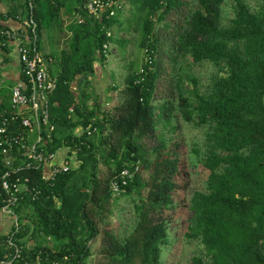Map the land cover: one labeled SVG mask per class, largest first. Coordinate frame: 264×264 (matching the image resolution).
Instances as JSON below:
<instances>
[{"label": "trees", "instance_id": "16d2710c", "mask_svg": "<svg viewBox=\"0 0 264 264\" xmlns=\"http://www.w3.org/2000/svg\"><path fill=\"white\" fill-rule=\"evenodd\" d=\"M32 1L38 35L41 20L47 17L52 25L60 9L70 6L67 0ZM88 1L77 0L73 7L82 22L71 21L67 27L74 48L83 40L87 46L75 64L62 57L50 97L55 132L48 151L65 142L74 149L78 166L58 175L52 185L41 181L40 170L19 173L21 180L29 178V190L40 192L36 200L26 193L15 207L23 256L33 262L40 253L59 264H163L170 243L168 212L175 208L173 193L182 186L185 171L177 143L165 138L166 131L175 129V116L204 129L205 149L198 163L208 174L204 190L194 191L188 202L192 217L185 234L203 248V255L193 256L191 263L264 264V0L255 11L244 0H233L227 21L222 17L226 0H194L196 6L187 14L185 0H129L145 59L137 68L127 66L119 100L108 110L95 101L89 107L90 94L81 87L88 86L94 62L106 61L110 45L123 48L128 43L119 33L128 34L130 25L122 27L121 11L110 19H93L83 11ZM172 13L179 17L173 26L166 18ZM162 29H173L171 64L189 57L193 64L214 68L204 89L189 77L188 90L180 72L174 79H161ZM2 57V63L8 62L7 55ZM76 76L78 97L71 88ZM159 79L164 92L157 87ZM88 127L95 129L91 136L74 134ZM146 139L153 142L149 148ZM123 169L134 176L113 195L110 184ZM3 170L0 166V174ZM143 172H148L146 178ZM122 196L133 197L134 224L119 236L106 219ZM28 238L35 244L27 246ZM4 239L0 236V259Z\"/></svg>", "mask_w": 264, "mask_h": 264}, {"label": "built area", "instance_id": "2783aa9c", "mask_svg": "<svg viewBox=\"0 0 264 264\" xmlns=\"http://www.w3.org/2000/svg\"><path fill=\"white\" fill-rule=\"evenodd\" d=\"M24 1L25 16L21 22L24 29L15 30L0 25V54L7 55L13 46L22 76V80L10 90L8 105L0 102V166L4 168L0 174V211L11 219V228L5 234L0 264H59L57 261H49L48 256L43 258L40 253L35 255L33 262H29L23 256L24 245L17 239L22 225L15 207L24 200L26 193L32 194V200H36L40 194L35 188L29 190V178L21 180L19 173L26 169L40 170L41 181L52 185L58 175L73 170L75 164L78 166L74 149L65 142L63 145L70 152L64 157H58L60 148L48 151V146L54 142L55 125L50 118V97L57 88V80L49 76L43 65L33 1ZM122 7L121 0H89L83 6V11L93 19L102 21L116 16ZM2 61L0 58V65H4ZM76 90L77 87L72 88L73 92ZM94 131L88 127L80 134L91 136ZM134 172L128 169L120 172L119 179L110 184L113 195H119L122 187L133 178Z\"/></svg>", "mask_w": 264, "mask_h": 264}, {"label": "rangeland", "instance_id": "374dc122", "mask_svg": "<svg viewBox=\"0 0 264 264\" xmlns=\"http://www.w3.org/2000/svg\"><path fill=\"white\" fill-rule=\"evenodd\" d=\"M128 1V0H126ZM188 2L187 7H185L184 14L188 13L189 9H194L196 3L194 0H185ZM252 10H258L261 5V0H244ZM130 3V1H128ZM131 6V4H129ZM233 0H226L222 7V17L227 21L232 15ZM45 11V10H44ZM46 12V11H45ZM128 18V16L126 17ZM167 21H170L172 26L175 21L178 20L175 14L167 16ZM42 27L40 29L41 36L39 38L40 51L43 56V64L46 68H49L50 73L54 76L57 65L60 64L59 58L66 57L68 63L75 64L84 53L87 44V40H83L80 43L79 49L74 48V42L72 39L71 32L67 28L59 30L55 26L49 25L48 18L41 20ZM56 22V21H54ZM161 24V23H160ZM159 24V26H160ZM130 25L129 33H119V37H124L127 39L128 43L123 47H118V45H110L107 52V65L103 67L105 75L103 78L94 79L91 78L90 85L93 86L92 96L88 101L89 107H92V103H101L105 100L108 94V86L114 84L116 86H121L125 82V77L127 75V66L133 63V66L140 64L141 61L145 59L144 49L139 48L140 36L138 32L135 31V22L133 18L129 21H124L122 27ZM162 25V24H161ZM69 25H67L68 27ZM170 32L173 31L159 30L160 33V48L158 49L159 55H161L162 65L164 71L161 74V79L170 80L177 77L178 72L184 77L185 82L189 86L188 90L191 88L189 77H195L197 84L200 89H204V86L208 83L209 77L215 72L214 68L208 63L193 64L189 57L178 58L177 63L171 64L170 54L168 49ZM47 55L54 58L52 63L48 62ZM81 61V60H80ZM126 65V66H125ZM180 70L178 71V69ZM175 69V70H174ZM112 75L109 76V73ZM161 79L157 82V87L160 88L162 92L166 90L165 85H161ZM96 80V81H95ZM11 84L6 82L3 91L5 93L9 92ZM77 87V86H76ZM88 86L82 85V90L86 93L89 92ZM124 87V86H123ZM163 87V88H162ZM79 89V87H77ZM159 90V91H160ZM78 91V90H77ZM119 100V92L115 93V98L112 102ZM111 102L109 107H111ZM107 108V106H104ZM172 124L175 125V129L171 132H165V138L170 139L171 144L177 143L178 145V157L180 160V165L184 167V172L182 173L183 178L180 182L182 186H179L173 193V201L175 208L170 210L169 220L167 223L169 240L170 243L164 249L163 264H192L191 258L195 255H203V248L195 241L186 237L187 228L189 226V221L192 217L191 212L188 210V202L194 191H203L205 187V181L208 172L205 171L198 161L202 157L204 152V129L195 128L191 124L185 123L181 118H176L174 116ZM34 139V135L31 137ZM147 148L151 147L153 142L151 140H145ZM173 147V146H171ZM152 158V157H151ZM103 171V167L100 166ZM148 172H143V177H147ZM135 199V198H134ZM132 200L133 197L122 196L117 199L112 205V213L106 219L108 223L116 232L117 235L123 236V234L130 231L134 224V216L132 212ZM11 219L8 215L0 211V236L7 230H9V224ZM104 225L103 223L101 224ZM39 240V239H38ZM41 241V240H40ZM49 244H53L51 241ZM99 246V242L93 243L92 250L96 251Z\"/></svg>", "mask_w": 264, "mask_h": 264}, {"label": "crops", "instance_id": "0c3cea01", "mask_svg": "<svg viewBox=\"0 0 264 264\" xmlns=\"http://www.w3.org/2000/svg\"><path fill=\"white\" fill-rule=\"evenodd\" d=\"M128 1L121 0L123 7L120 10L121 13H120L118 19L120 22H123V23H124V21H127V20L130 21L134 17V14H133L134 9H132V5L131 6L129 5V4H131V2L128 3ZM67 2L70 4V6L67 7L66 9H63V8L60 9V17L58 19L56 18L53 20V23L51 26H55L56 29L59 28V30H61V29L67 28V25H69L71 21H74L75 23H80L81 17L79 14H77V9L75 10V8L73 7V5H76L75 3L77 2V0H75V1L74 0H67ZM43 5H44V3H43ZM24 16H25V1L24 0H0V25H4V26H7V27L15 29V30H17V29L23 30L24 27H23L21 22H22V19L24 18ZM127 16H128V18H126ZM19 17H21V20L19 19ZM133 20H134V18H133ZM54 21H56V22H54ZM38 36L40 38L41 33ZM121 39L127 40L124 37H121ZM112 45H114V44H112ZM7 56L9 59L8 62H4V65H0V102L2 104H5L6 106L9 103V95H10L11 88L17 82H20L22 80V76H21V72H20V64L18 61V55H17L15 49H13V46H11L9 48V50L7 52ZM47 57H48L47 60L49 63H52L54 61V58L52 56L47 55ZM0 58L3 59L1 54H0ZM42 59H43V56H42ZM60 60H62V58H59V61ZM107 63H108L107 59L105 62H102V61L94 62V65H93L94 70L92 73L88 74L89 76L87 77V81H88V87L87 88L89 89V92H87V94L89 93L90 96H92V91H93V86H89L91 78H94L96 80L99 78H103L105 75V72L103 71V67H105L107 65ZM44 67H45V65H44ZM45 69L48 72V74H50L49 68L45 67ZM59 70H60V64L57 65L55 75L53 77L56 76V73L58 74ZM111 75H112V72L109 73V76H111ZM76 79L77 80L72 82L71 88H74L76 86L79 87L78 76H76ZM6 82H9L11 84L10 90L7 93H5L3 91L4 85H6ZM123 86H124V84L121 86V88H120V86L118 87L114 84H111V86H108V91H110V92H108V94L105 97V100H103V102L101 103V105H100L101 109L108 110L109 108L114 106L116 101H114V102H112V101L115 98V93H118L123 88ZM81 89H82V87H81ZM74 93H75V96L78 97L80 95V89H78V91L76 90V92H74ZM110 102L113 105H111V107L108 108ZM104 106H107V108ZM81 132H82V129L81 130L76 129L74 134H80ZM57 148L58 149L60 148V150H61L60 154L58 156L59 158L64 157V155H67L70 152L68 150V148L63 145V143ZM72 159H75V157H73ZM76 167L77 166L75 164L74 169ZM56 205L57 206L60 205L59 202H57ZM10 228H11V222L9 224V230H10ZM9 230L4 232L2 235H5L6 233H8ZM22 241L24 242V240H22ZM26 241H27V244H26L27 246L35 244V240H33L31 238H28V240L26 239ZM37 242H39V240H37L36 243ZM48 242H49V240H48Z\"/></svg>", "mask_w": 264, "mask_h": 264}]
</instances>
